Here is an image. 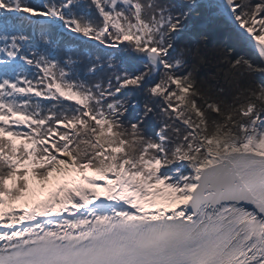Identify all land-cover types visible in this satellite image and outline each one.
I'll return each mask as SVG.
<instances>
[{
	"label": "snow or ice",
	"instance_id": "1",
	"mask_svg": "<svg viewBox=\"0 0 264 264\" xmlns=\"http://www.w3.org/2000/svg\"><path fill=\"white\" fill-rule=\"evenodd\" d=\"M238 45L264 63V0H0V264H264V67Z\"/></svg>",
	"mask_w": 264,
	"mask_h": 264
},
{
	"label": "trees",
	"instance_id": "2",
	"mask_svg": "<svg viewBox=\"0 0 264 264\" xmlns=\"http://www.w3.org/2000/svg\"><path fill=\"white\" fill-rule=\"evenodd\" d=\"M30 2H37V0H30ZM9 23L10 25H15V26L23 25L24 27H27L26 21H17L11 17H9ZM64 38L68 40L69 43H73V44L83 43L82 41L71 40L67 35H65ZM199 39L202 40V37H200ZM190 46L193 48V54H194L193 66L195 67L197 75L201 80L211 78L216 76V74L218 73H225L228 71L226 68L219 67L217 60L214 58V52H217L220 49L219 46L217 47L214 45L208 46L205 45L204 43L191 44ZM247 79H249L252 82L253 86H256L258 84L254 76H248Z\"/></svg>",
	"mask_w": 264,
	"mask_h": 264
},
{
	"label": "bare ground",
	"instance_id": "3",
	"mask_svg": "<svg viewBox=\"0 0 264 264\" xmlns=\"http://www.w3.org/2000/svg\"><path fill=\"white\" fill-rule=\"evenodd\" d=\"M213 40H217V39L214 38ZM207 45L209 46L211 44H207ZM238 47H240L241 49L240 54L244 55L246 59H248L251 63H253L254 67L256 68L264 67V63H261L259 56L253 50L244 47L242 45H238ZM256 80L258 79L256 78ZM257 82L259 83V81Z\"/></svg>",
	"mask_w": 264,
	"mask_h": 264
},
{
	"label": "rangeland",
	"instance_id": "4",
	"mask_svg": "<svg viewBox=\"0 0 264 264\" xmlns=\"http://www.w3.org/2000/svg\"><path fill=\"white\" fill-rule=\"evenodd\" d=\"M203 39V38H202ZM211 45H214V46H219V48H222L223 46L221 44H219L218 42V39L217 40H213L211 43H209ZM219 51V50H218ZM258 81V80H257Z\"/></svg>",
	"mask_w": 264,
	"mask_h": 264
}]
</instances>
